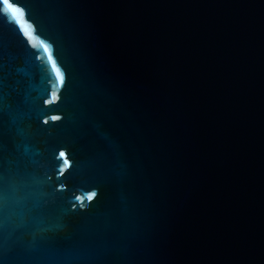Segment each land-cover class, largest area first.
Segmentation results:
<instances>
[{"label": "water", "instance_id": "water-1", "mask_svg": "<svg viewBox=\"0 0 264 264\" xmlns=\"http://www.w3.org/2000/svg\"><path fill=\"white\" fill-rule=\"evenodd\" d=\"M9 2L0 264H264V0Z\"/></svg>", "mask_w": 264, "mask_h": 264}, {"label": "snow or ice", "instance_id": "snow-or-ice-1", "mask_svg": "<svg viewBox=\"0 0 264 264\" xmlns=\"http://www.w3.org/2000/svg\"><path fill=\"white\" fill-rule=\"evenodd\" d=\"M4 11L10 12L13 17L17 16V13L20 11L18 8L14 7L12 3L9 2V0H2V3H0V7L5 6ZM60 156H63V153H59Z\"/></svg>", "mask_w": 264, "mask_h": 264}]
</instances>
